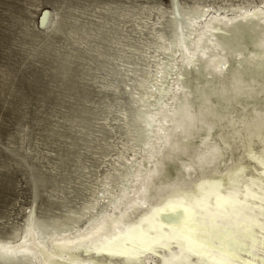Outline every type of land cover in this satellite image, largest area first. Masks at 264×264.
Instances as JSON below:
<instances>
[{
    "label": "bare ground",
    "instance_id": "6f19581e",
    "mask_svg": "<svg viewBox=\"0 0 264 264\" xmlns=\"http://www.w3.org/2000/svg\"><path fill=\"white\" fill-rule=\"evenodd\" d=\"M165 1L29 4L24 61L0 68L15 124L3 142L0 116V188L8 169L28 190L0 206V264H165L166 249L130 261L101 245L178 193L194 206L223 185L241 219L264 206V0ZM43 77L35 119L24 89Z\"/></svg>",
    "mask_w": 264,
    "mask_h": 264
},
{
    "label": "snow or ice",
    "instance_id": "6c2138e0",
    "mask_svg": "<svg viewBox=\"0 0 264 264\" xmlns=\"http://www.w3.org/2000/svg\"><path fill=\"white\" fill-rule=\"evenodd\" d=\"M219 187L214 201L201 196L189 206L187 193H178L140 224L128 226L126 232L114 226L118 234L101 245V250L130 261L147 253L159 255L160 249H166L172 255L165 264H196L197 259L201 264H264V206L241 219L239 209L244 201L240 193L225 194L223 185ZM257 198L264 205V196H253ZM145 221L150 225L147 231ZM174 246L179 253L172 251Z\"/></svg>",
    "mask_w": 264,
    "mask_h": 264
},
{
    "label": "rangeland",
    "instance_id": "374dc122",
    "mask_svg": "<svg viewBox=\"0 0 264 264\" xmlns=\"http://www.w3.org/2000/svg\"><path fill=\"white\" fill-rule=\"evenodd\" d=\"M65 0H0V68L6 63H10L15 68H17L23 61H24V54L21 52H17L20 45V31L24 28L25 24L32 25L31 28L37 30L36 24L37 20L40 14V11L37 9L36 12H28L29 8L31 7L29 4L31 3H38L39 8H51V7H58L59 5H65L63 3ZM131 1V0H130ZM163 3H166L165 0H160ZM33 7V6H32ZM31 7V10L33 9ZM40 9V10H41ZM16 19L19 20V22H16ZM9 50H12L11 53H9ZM11 54V55H10ZM42 64L40 62H32L30 64V68L25 71L26 75L29 74V72L32 69H40ZM46 77H43L40 79V83L42 85L41 88L37 87H31V88H25L24 93L26 96H29V104L28 109L30 111V116L35 119L43 115L44 110L37 107L39 105L38 101L36 100L38 97V91L40 92L41 89H44V81ZM77 80V79H76ZM54 82H47V86L52 88L54 86ZM92 90L94 87H90ZM47 106H51V104H48ZM36 109V110H35ZM40 110V111H38ZM0 116L3 119L4 122V130L1 136V140L5 142V135L7 133H11L14 131L15 124L14 121L10 118V115L6 112H2L0 108ZM33 120H31V123ZM36 126H32L31 132L33 136H37L38 130L35 129ZM45 151V150H44ZM1 154V151H0ZM1 161H8L3 156L0 155V162ZM10 169V168H9ZM13 169V168H12ZM10 173V174H9ZM8 174L10 179L13 181L11 189L3 191L2 187L0 188V206L6 204L8 206V203H14V201L18 203H25L28 201V190L26 189L25 183H23V180L20 176H17L18 172H15L13 170L6 171L4 175ZM3 176L4 180L6 179V176ZM8 177V178H9ZM16 179L17 184H16ZM21 179V180H20ZM1 191L4 193L2 194ZM20 195L17 199H15L16 196ZM16 204V205H17ZM15 205V208H17ZM13 207V206H10ZM8 207V210L10 209ZM14 208V209H15ZM14 211V210H11Z\"/></svg>",
    "mask_w": 264,
    "mask_h": 264
}]
</instances>
